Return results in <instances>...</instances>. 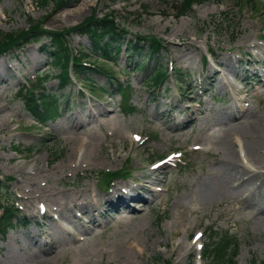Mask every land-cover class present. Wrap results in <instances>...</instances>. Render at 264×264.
<instances>
[{
	"label": "rangeland",
	"instance_id": "374dc122",
	"mask_svg": "<svg viewBox=\"0 0 264 264\" xmlns=\"http://www.w3.org/2000/svg\"><path fill=\"white\" fill-rule=\"evenodd\" d=\"M54 1L40 8L35 0H0V32L26 30L29 19L59 32L114 13L128 41L151 36L161 50L152 61L146 50L133 60L124 51L115 62L96 60L87 51L88 40L73 36L70 48L90 55L84 63L109 73L93 75V86L78 79L83 91L74 82L60 89L59 72L41 51L42 44H49L46 39L0 55V116L6 117L0 123V184L28 221L0 235V264H214L203 252L222 237L235 241L236 264H264V171L240 180V168L222 165L214 149L196 140L220 132L233 117L244 120L239 124L264 121V79L255 77L264 71V0H192L191 8L189 0H61L59 7ZM136 61L147 69L135 70ZM170 64L180 77L169 74L159 87H149L151 75ZM225 81L230 85L223 87ZM43 84L48 96L64 95L60 116L44 125L34 120L24 99L32 87L36 98ZM117 84L129 87L132 113L121 111ZM87 111L95 113L93 120L75 128ZM75 138L100 142L103 162L72 164L82 154L74 152ZM169 155L177 158L175 163L150 171ZM117 171L127 175L106 191L104 177ZM213 179L233 186V197L205 201L204 186ZM115 186L122 191L133 187L145 200L130 202L139 211L128 215L131 222H119L113 214ZM37 187L46 192L27 196ZM83 190L98 200L96 207L82 200L74 208L56 210L48 199L49 194ZM40 207L46 209L43 216ZM90 210L99 219L94 228ZM105 212L109 216L103 218ZM55 224L63 232L50 230L59 229ZM48 234L62 237L56 258Z\"/></svg>",
	"mask_w": 264,
	"mask_h": 264
},
{
	"label": "trees",
	"instance_id": "16d2710c",
	"mask_svg": "<svg viewBox=\"0 0 264 264\" xmlns=\"http://www.w3.org/2000/svg\"><path fill=\"white\" fill-rule=\"evenodd\" d=\"M50 1L52 0H35L37 6L40 8H45ZM191 1L192 0H189V8H191L193 4ZM237 1L239 3L242 0ZM244 1L246 4L253 3V0ZM54 2L57 7L63 4L61 0H56ZM28 22V28L26 30L7 34L0 32V55L14 53L16 50L20 49L22 45L27 46L32 43H39L42 39H46L49 44H42L41 51L47 54L50 58L51 65L59 72L57 81L61 90L70 83V74L82 78L83 82H86L89 86L94 85L92 79L93 75L102 74L107 77L109 76V73L97 64L93 62L84 63V59L90 55L84 54L80 48H70L69 40L73 36L85 37L88 40L90 47L87 51H90L91 56H95L96 60L104 59L115 62V57H117L121 51L126 52V55L129 54V57L133 60L137 56H141V52L146 50L149 60L152 61L154 56H158L161 50V43L151 36L136 37L134 42L128 41L126 39L127 31L124 27H120L116 23L114 13L105 14L100 18H88L72 29L59 32L44 30L37 22L31 19H29ZM132 67H134L135 70L147 69L143 63H139L138 61L133 63ZM170 71L173 72L176 78L180 77L176 69L170 70L161 67L149 78V87H159L162 80L166 78ZM113 78L114 77H111V80ZM44 84L39 86V90L41 91H39L36 97L39 98V101H36V98L33 97V91H35L34 87H32V92L29 95L26 96L25 93L24 98L28 103L27 107L29 113L33 116L34 120L43 125L47 121L60 116L59 101L64 99V95H62L60 99H55L52 95L48 96L45 92ZM116 90H118L120 95L121 111L124 114L132 113L133 109L131 105H129V87L126 86L123 88L121 84H117ZM36 102H38V104ZM126 175L127 173L125 174L121 171L107 173L106 177H104L105 183H103V185L105 184V186H108L117 178H124ZM0 193L4 194L3 196L0 195V210H2L0 215V235L4 237L9 231L13 230L16 225L26 224L28 221L25 220L24 216L17 213V207L8 199L9 193L1 188V184ZM234 245H236L234 240L222 237L218 243L205 246L203 256L205 255V258L213 260L214 264H236Z\"/></svg>",
	"mask_w": 264,
	"mask_h": 264
},
{
	"label": "bare ground",
	"instance_id": "6f19581e",
	"mask_svg": "<svg viewBox=\"0 0 264 264\" xmlns=\"http://www.w3.org/2000/svg\"><path fill=\"white\" fill-rule=\"evenodd\" d=\"M246 42H244V44ZM213 74L217 75L218 72L215 71V72H213ZM255 74H256L255 77L257 76L256 77L257 79H258V77L264 79V71H260V72H257ZM234 76H239V74L235 73ZM247 79H249V78H247ZM259 82L261 83L262 80H260ZM226 85L229 86L230 85L229 82H227V81L223 82V87L226 86ZM243 90L244 89H242V91ZM246 113H248V112H246ZM85 115H86V120L77 122V124H75L76 126L73 125L75 128H80L83 123H89L90 121H92L93 120L92 117L95 115V113H93L92 111H87L85 113ZM219 118H221V117H219ZM232 119H231L232 121L231 120L229 121V123H230L229 125L223 124L225 127L220 132H217V133H214V134H211V135L206 133L204 137L201 136L199 139H196V140H198L200 142H203L205 145L209 146L211 149H214L219 154V160L222 163V165H224L226 167H238V168H240L242 177H240L239 179L241 180L243 177H246L245 181H249L251 178H253V177L256 178V177H258L260 175L261 172L260 171H256V170H263L264 171V124H263L264 121H262V123H261L258 120H256V121H252L251 120L248 123L239 124L240 122H243L244 120L242 121V120L236 119V117H233ZM4 120H6V117L2 116V114H1L0 123L3 122ZM203 121H204V119H203ZM195 122H196V120H195ZM231 122H234V125H231ZM212 127H214V126L212 125ZM199 131L201 132L202 129H200ZM198 135L199 134H197V136ZM101 146L102 145H100V142H98L97 140H95V141H90V140H86L85 141L84 140L83 141V140H81V138L80 139L79 138H75L72 141V147L74 149H76V151L74 150V152H75V154H80V153H82V154L78 157L79 158V162L77 164L76 163H72V164H74L75 166H80V165H83L84 163L99 164V163L103 162V160L98 157V153H99V150L101 149ZM76 152H78V153H76ZM216 152H215V154H216ZM75 158H77V156ZM75 158H74V160H75ZM239 162H240V164H239ZM70 166H71V164H70ZM66 167H69V163H68V165H66V164L64 165V168H66ZM212 174H214V173H212ZM32 176H34V175H32ZM239 179H238V183H237L236 186L237 187L239 186V189H241V187H244V185H242L243 181L240 182ZM258 183H260V182H258ZM240 185H242V186H240ZM204 187L205 188L203 190V199L205 201H210V200L212 201L215 198H218V199H220V198L224 199L226 197H231L232 198L233 195H234L233 193L235 192V190H234L235 188L233 186L227 185V184L222 183V182H217L214 179L212 181H210V183L205 184ZM124 188L129 190L131 193H129L128 195H121L122 194V190H120V188L118 186H115L114 189H113L115 191V193L117 192L116 193L117 194L116 198H115V196H114V198H112L113 208H115L113 210V214L117 213L116 215L119 216V222L120 221H125V222L130 221L131 222V217H129L128 215L129 214H136L137 215L139 213V211L136 210V209H132V207H130V202H135V201L145 202V200L142 198L140 193L136 194L134 191H133L134 193L132 192V188L133 187L131 188V187L128 186V187H124ZM201 188H202V186H201ZM239 189L236 188V190H239ZM45 192L46 191L44 189H41L40 187H37L36 190H34V189L28 190L27 196L33 198L34 197L33 194L40 193V195H41V193L43 194ZM90 194L91 193L88 192V190H85V191L83 190L82 192H77L75 194H73V193H64V194L61 193V194H58V195L49 194L48 199H49L50 202L56 204V210L64 209V211H65V210H68L70 208H74L82 200H88L87 201L88 206L90 208H94V207H96V204H97L98 200H96V198L94 196H91ZM196 195H197V193H196ZM248 196H249V194H248ZM196 198H195V200H196ZM25 200L26 199H24V201ZM176 204H177V202H176ZM182 209H183V207H182ZM86 213H88V212H86ZM105 213L106 214H105V216H103V218H106L107 216H109V214L107 212H105ZM88 214L90 215L89 224L94 228L95 225H97V222L99 221V219L97 218L98 215L93 216L92 215V210H90ZM176 214H177V212H176ZM63 217L65 219H69V217H65V216H63ZM180 219H181V217H180ZM182 222H184V221H182ZM177 224H179V222H174V225L177 226ZM56 225L57 224H55V226ZM56 227L59 228V229H57V231H54L52 228L50 230H52L53 232H60V231L63 232L62 228L60 226L57 225ZM64 232H67V231L64 230ZM47 236L50 237L49 243L51 244V247H52L51 249L55 250L54 258H56L57 257V246L60 245L59 243L61 242V238L62 237L61 236H57V235L53 236L51 234H48ZM64 236H66V235H64ZM35 242L38 245H42L43 244V242L40 241L39 239H36ZM71 247H73V246H71Z\"/></svg>",
	"mask_w": 264,
	"mask_h": 264
}]
</instances>
